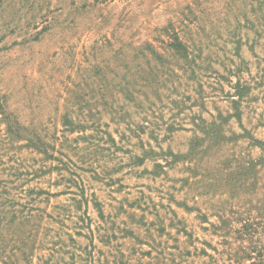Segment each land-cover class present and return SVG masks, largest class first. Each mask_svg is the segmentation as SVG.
<instances>
[{"label": "rangeland", "instance_id": "374dc122", "mask_svg": "<svg viewBox=\"0 0 264 264\" xmlns=\"http://www.w3.org/2000/svg\"><path fill=\"white\" fill-rule=\"evenodd\" d=\"M0 264H264V0H0Z\"/></svg>", "mask_w": 264, "mask_h": 264}, {"label": "trees", "instance_id": "16d2710c", "mask_svg": "<svg viewBox=\"0 0 264 264\" xmlns=\"http://www.w3.org/2000/svg\"><path fill=\"white\" fill-rule=\"evenodd\" d=\"M96 1H99V0H96ZM100 1H103V0H100ZM175 39V42H173L171 45L172 47L177 50V51H180L182 48H183V44H181V42H179L177 40V38H174Z\"/></svg>", "mask_w": 264, "mask_h": 264}]
</instances>
